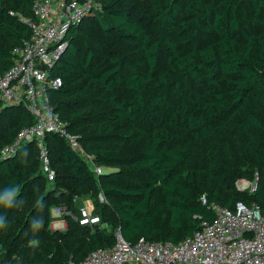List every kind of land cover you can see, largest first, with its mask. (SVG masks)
<instances>
[{
  "label": "trees",
  "instance_id": "trees-1",
  "mask_svg": "<svg viewBox=\"0 0 264 264\" xmlns=\"http://www.w3.org/2000/svg\"><path fill=\"white\" fill-rule=\"evenodd\" d=\"M99 1L101 11L67 30L53 66L61 84L48 94L94 164L126 182L96 175L55 133L44 137L49 186L34 142L0 159V196L16 190L0 203V264L77 261L110 246L117 228L129 243L177 242L213 220L212 204L254 203L264 216V0ZM33 2L0 0V72L29 35L22 18ZM31 121L22 107L2 108L0 147ZM241 178H256L254 190H238ZM87 193L109 228L78 222L74 201ZM55 206L62 229L48 226Z\"/></svg>",
  "mask_w": 264,
  "mask_h": 264
},
{
  "label": "built area",
  "instance_id": "built-area-1",
  "mask_svg": "<svg viewBox=\"0 0 264 264\" xmlns=\"http://www.w3.org/2000/svg\"><path fill=\"white\" fill-rule=\"evenodd\" d=\"M98 8L99 0H34L33 17L22 18L29 35L13 49L12 64L0 72V110L19 106L32 119L0 147V159L14 156L22 145L34 142L48 182L54 180L55 172L44 141L47 133L63 137L70 150L87 162L95 174L101 172L92 154L83 149L78 136L68 131L59 118L48 94L61 84V79L53 74V66L67 43V30ZM255 181L256 178H241L236 187L253 191ZM201 200L205 201L204 196ZM211 207L213 220H202L199 229L177 242L140 237L129 243L117 228L110 246L94 249L77 261L70 255L64 264H264V216L258 206L238 201L233 210L216 204ZM78 222L106 225L85 208L80 209Z\"/></svg>",
  "mask_w": 264,
  "mask_h": 264
},
{
  "label": "rangeland",
  "instance_id": "rangeland-1",
  "mask_svg": "<svg viewBox=\"0 0 264 264\" xmlns=\"http://www.w3.org/2000/svg\"><path fill=\"white\" fill-rule=\"evenodd\" d=\"M101 10H102L101 2L99 1V8L96 11H101ZM163 58H164L163 53L160 52L156 72H160L165 68ZM8 107H10V106H8ZM100 169H101V172L99 173L100 175L101 174H111L113 178L122 179L124 182H126L125 176L122 174H119L117 169L107 167V166H100ZM138 178H139L138 176H131L130 180L136 181V180H138ZM48 184H50V183L46 182L45 186H49ZM52 190H53V192H55V194L58 193L57 188H54ZM100 194L101 193L96 192L94 194V196H96L97 200L99 202H101V204H103V203H105L104 196L102 194H101L102 196H100ZM57 196H59V194H57ZM74 203H75V206L78 207L79 209L85 208L89 212V211H91V207H92V196L89 193L82 194V195L75 198ZM109 214H110L109 211L105 210V217L104 218L106 220L109 217ZM48 226L50 228H59V229H62L66 226V220L62 218L61 208H59L57 206L50 208V220L48 222ZM108 226L109 225H105L106 228H109Z\"/></svg>",
  "mask_w": 264,
  "mask_h": 264
},
{
  "label": "clouds",
  "instance_id": "clouds-1",
  "mask_svg": "<svg viewBox=\"0 0 264 264\" xmlns=\"http://www.w3.org/2000/svg\"><path fill=\"white\" fill-rule=\"evenodd\" d=\"M15 189H11L6 191L2 196H0V203H4L7 206H10L13 202V198L15 196ZM6 224V221L3 217H0V226H4ZM34 227L42 226L41 220H34L33 221Z\"/></svg>",
  "mask_w": 264,
  "mask_h": 264
},
{
  "label": "water",
  "instance_id": "water-1",
  "mask_svg": "<svg viewBox=\"0 0 264 264\" xmlns=\"http://www.w3.org/2000/svg\"><path fill=\"white\" fill-rule=\"evenodd\" d=\"M255 183H256V181H255Z\"/></svg>",
  "mask_w": 264,
  "mask_h": 264
}]
</instances>
